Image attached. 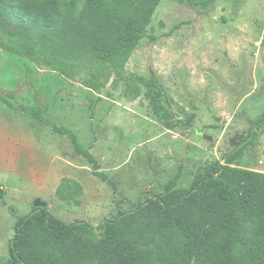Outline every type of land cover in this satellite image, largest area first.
I'll use <instances>...</instances> for the list:
<instances>
[{
	"label": "rangeland",
	"instance_id": "374dc122",
	"mask_svg": "<svg viewBox=\"0 0 264 264\" xmlns=\"http://www.w3.org/2000/svg\"><path fill=\"white\" fill-rule=\"evenodd\" d=\"M151 69L171 127L146 87L135 101L125 97L132 75ZM85 77L0 47V93L14 104L0 99V261L37 199L67 223L100 224L162 196L175 176L177 187H190L202 166L233 150L264 115V0H163L125 69L112 71L99 92ZM37 96L49 100L45 118L71 128L117 190L68 135L33 117ZM241 158L242 167L264 171V131ZM64 177L83 185L80 205L57 197Z\"/></svg>",
	"mask_w": 264,
	"mask_h": 264
},
{
	"label": "trees",
	"instance_id": "16d2710c",
	"mask_svg": "<svg viewBox=\"0 0 264 264\" xmlns=\"http://www.w3.org/2000/svg\"><path fill=\"white\" fill-rule=\"evenodd\" d=\"M162 1L0 0V47L67 76L85 73L84 83L99 92L112 71L126 68ZM150 72L133 74L136 84H128L125 97L135 101L146 87L155 114L171 127L159 102L164 86ZM0 99L14 105L2 93ZM48 110L49 100L37 96L33 117L68 135L96 175L117 190L115 180L98 170L90 147L71 128L46 119ZM261 131L264 115L221 160L202 166L190 187H177L175 176L162 196L131 204L100 224L67 223L34 206L19 216L10 257L0 264H264V171L240 165ZM83 193V185L68 177L56 190L59 199L77 205ZM5 194L0 183V199Z\"/></svg>",
	"mask_w": 264,
	"mask_h": 264
},
{
	"label": "water",
	"instance_id": "95a60500",
	"mask_svg": "<svg viewBox=\"0 0 264 264\" xmlns=\"http://www.w3.org/2000/svg\"><path fill=\"white\" fill-rule=\"evenodd\" d=\"M35 206H37V207H45L46 206V203L43 202L41 199H37L35 201Z\"/></svg>",
	"mask_w": 264,
	"mask_h": 264
}]
</instances>
